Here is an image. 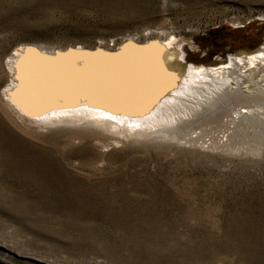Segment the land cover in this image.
Returning <instances> with one entry per match:
<instances>
[{"label":"rangeland","instance_id":"374dc122","mask_svg":"<svg viewBox=\"0 0 264 264\" xmlns=\"http://www.w3.org/2000/svg\"><path fill=\"white\" fill-rule=\"evenodd\" d=\"M262 23L264 0H0V260L264 264L263 71L245 83L263 98L234 106L253 120L220 144L205 122L185 146H105L96 133L21 119L3 96L20 45L114 50L173 36L186 65L209 67L264 49V34L253 36ZM239 28L251 35L215 53Z\"/></svg>","mask_w":264,"mask_h":264},{"label":"bare ground","instance_id":"6f19581e","mask_svg":"<svg viewBox=\"0 0 264 264\" xmlns=\"http://www.w3.org/2000/svg\"><path fill=\"white\" fill-rule=\"evenodd\" d=\"M7 65L3 96L18 117L39 127L96 133L105 146L138 140L185 146L197 142L196 129L205 122L221 129L213 134L220 144L236 124L253 120L251 110L234 106L263 98V90L253 95L245 83L253 72H264V49L193 66L186 65L182 40L173 36L129 39L114 50L25 44L13 50Z\"/></svg>","mask_w":264,"mask_h":264},{"label":"trees","instance_id":"16d2710c","mask_svg":"<svg viewBox=\"0 0 264 264\" xmlns=\"http://www.w3.org/2000/svg\"><path fill=\"white\" fill-rule=\"evenodd\" d=\"M260 25L261 26L259 28L261 29V31H259V32L255 31V33L253 35L256 40L259 39L264 34V23H262ZM247 35H251V34H248L247 30H244V28L229 30V33L227 34V36L224 37L223 39H221L223 42H222V45L220 46V48L218 50L215 49L214 52L217 53V52L221 51L222 49H224L226 47H229L230 49H233L234 43L241 42V41L245 40L244 38ZM256 44H254L253 46H256ZM208 45L211 46L212 49L218 47L216 45V42L213 41V40H209ZM253 46L251 48H249V49H252ZM203 48H204V46H203ZM212 52L213 51H211V53Z\"/></svg>","mask_w":264,"mask_h":264},{"label":"water","instance_id":"95a60500","mask_svg":"<svg viewBox=\"0 0 264 264\" xmlns=\"http://www.w3.org/2000/svg\"><path fill=\"white\" fill-rule=\"evenodd\" d=\"M0 264H10V263H7V262L0 260Z\"/></svg>","mask_w":264,"mask_h":264}]
</instances>
